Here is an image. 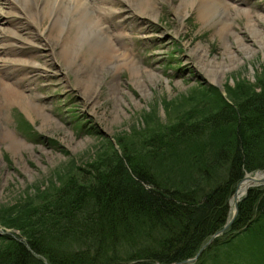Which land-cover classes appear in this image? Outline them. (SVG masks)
I'll list each match as a JSON object with an SVG mask.
<instances>
[{
	"label": "rangeland",
	"instance_id": "obj_1",
	"mask_svg": "<svg viewBox=\"0 0 264 264\" xmlns=\"http://www.w3.org/2000/svg\"><path fill=\"white\" fill-rule=\"evenodd\" d=\"M43 1L0 0V49L17 48L12 58L31 65L4 77L24 99L0 93V129L25 142L16 149L0 134V230L7 228L3 222L12 210L38 203L80 167L89 168L100 152L120 148V136L131 147L147 127L166 126L184 98L199 113L206 111L202 101L213 108L225 99H245L252 84L264 93V0H150L153 7L143 13L127 1L107 0L116 13L103 20L105 33L117 48L128 49V58L140 67L135 72L126 63L105 69L81 58L68 65L59 52L61 38L76 26L66 18L52 49L49 43L61 34L55 17H69V11L59 5L64 0H56L53 14L46 15ZM116 33L122 35L117 40ZM89 44L94 43L84 50H93ZM203 60L225 62L217 81L201 66ZM247 234L214 250L222 258L231 250V258L241 259Z\"/></svg>",
	"mask_w": 264,
	"mask_h": 264
},
{
	"label": "trees",
	"instance_id": "obj_2",
	"mask_svg": "<svg viewBox=\"0 0 264 264\" xmlns=\"http://www.w3.org/2000/svg\"><path fill=\"white\" fill-rule=\"evenodd\" d=\"M253 87L245 99L217 107L202 101L199 113L184 98L163 128L147 127L131 147L120 136V148L100 152L38 203L12 210L3 225L19 234L0 233V264L193 257L229 219V199L245 172L264 169V93ZM244 232L250 236L241 259L214 250ZM193 264H264V185L249 188L231 225Z\"/></svg>",
	"mask_w": 264,
	"mask_h": 264
},
{
	"label": "bare ground",
	"instance_id": "obj_3",
	"mask_svg": "<svg viewBox=\"0 0 264 264\" xmlns=\"http://www.w3.org/2000/svg\"><path fill=\"white\" fill-rule=\"evenodd\" d=\"M13 1V0H11ZM35 3L38 4V0H34ZM127 1L132 7L135 6L136 9H140L141 12H147L151 7H153L150 0H124ZM214 1V0H211ZM56 2V0H44L43 5L41 6V10L46 13V15L53 14L51 12V8L53 4ZM63 3L64 10L66 12L69 11V17L67 16V13L61 14L59 13L58 16L55 17L54 20V26H59V30L61 34H59L55 42L52 41L49 43L51 44V48L53 49L55 45L60 42V37L62 36V31L64 30V26L61 25V23H66V18L69 19V23L76 26L75 32L73 34L69 33L65 35L62 39V46L59 52L63 53V59L68 63V65H71V62H75L77 58H81L86 61L87 63L92 62L93 65L98 67H104L105 69H110L119 63H126L128 64L132 70L139 71L140 67L136 65L134 61L129 59V55L125 51L120 49V47H116L112 38L110 39L108 34L105 33V26L103 19L105 18H115V9L110 7L107 3V0H64L59 3L60 6ZM20 6V5H19ZM14 7H17V4H15ZM70 9V10H69ZM243 11L247 12V9H243ZM38 12V16L42 15L41 11ZM36 14V13H35ZM249 14V13H248ZM247 14V15H248ZM63 15V16H62ZM74 15L77 17L74 18ZM264 16H262L263 18ZM264 19V18H263ZM75 22V23H74ZM260 31L254 29L253 34L256 33V36H260L258 34ZM121 37L120 33H116L114 36V39H119ZM259 38V37H257ZM89 44L91 47H93V50L90 49L84 50L83 46L86 43ZM14 43L12 46H15ZM240 49H246L249 46L245 44H239ZM250 48V47H249ZM17 51V48H6L0 49V93L3 95V97L9 98L10 96L18 97L21 99L24 97L22 93H19L14 86L6 82V78L12 77V74L20 73L18 70H30L31 65L23 60L14 59L12 56H15V53ZM227 53L229 51L226 50ZM229 61L233 60V57L230 56ZM10 61H14L15 63H11ZM78 64V63H77ZM222 64H225L223 62ZM221 63H216L215 60H203L201 63V66L205 69V71L211 75V78L213 81H217L219 79L220 74L222 73ZM80 65V64H78ZM120 65V64H119ZM29 66V68H28ZM83 67V66H82ZM25 98V97H24ZM22 98V99H24ZM89 100L94 98V95H91L88 97ZM29 104H31V108L36 110V112L40 113L42 112L41 107H39L37 104L33 103L31 100L29 101ZM45 115V114H44ZM48 118V116L46 117ZM45 118V119H46ZM0 134H3L2 137H6L10 139V143L13 148H19L23 147L25 145V142L21 139L16 138L11 132L6 130L0 129ZM256 178L264 177V171L258 172L255 176ZM252 183V180L250 178H245L237 193L238 195H241L244 193V191L248 188V186Z\"/></svg>",
	"mask_w": 264,
	"mask_h": 264
},
{
	"label": "water",
	"instance_id": "obj_4",
	"mask_svg": "<svg viewBox=\"0 0 264 264\" xmlns=\"http://www.w3.org/2000/svg\"><path fill=\"white\" fill-rule=\"evenodd\" d=\"M244 178H250L252 180L253 183H262L264 182V177H260V178H256L255 176H251V175H246ZM243 180V179H242ZM242 180L237 184V187H236V190L233 194V198H234V201H235V213L232 217V219L223 227L221 228L220 230H218L215 234H213L209 240L199 249V251L197 252V254L192 257V258H187V259H184L182 261H177V262H174L173 264H183L185 262H188V261H193L195 260L198 255L204 250V248L217 236L219 235L220 233H222L230 224L231 222L233 221L234 217L236 216L237 214V204H238V200H239V195L237 193V190L238 188L240 187L241 183H242Z\"/></svg>",
	"mask_w": 264,
	"mask_h": 264
}]
</instances>
